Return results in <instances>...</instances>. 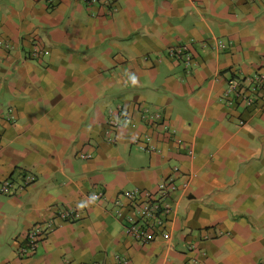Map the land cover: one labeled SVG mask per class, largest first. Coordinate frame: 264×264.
Listing matches in <instances>:
<instances>
[{"label": "crops", "instance_id": "crops-1", "mask_svg": "<svg viewBox=\"0 0 264 264\" xmlns=\"http://www.w3.org/2000/svg\"><path fill=\"white\" fill-rule=\"evenodd\" d=\"M0 40V264H264V105L225 96L264 75V0H0ZM168 177L165 225L127 235L120 194Z\"/></svg>", "mask_w": 264, "mask_h": 264}, {"label": "built area", "instance_id": "built-area-1", "mask_svg": "<svg viewBox=\"0 0 264 264\" xmlns=\"http://www.w3.org/2000/svg\"><path fill=\"white\" fill-rule=\"evenodd\" d=\"M10 40H0V49L10 50L12 48ZM216 47L218 49H224L225 44L217 40ZM186 46L183 47H173L169 49V55L175 59H180L184 57L185 65H188L190 61V55L188 52L183 53L186 50ZM44 52V47L39 41H32L31 48L26 58L29 59H38L41 57ZM229 84V90L232 91V94L229 95V90L226 92L227 103L231 106L242 105L244 107H252L256 104L258 98H261L262 104L264 105V75L256 73L251 79L250 83L244 87L237 80ZM129 115L125 111H121L120 107H116L110 111V118L107 121V126L111 129L117 128L119 126V121L129 122ZM159 119V118H158ZM161 119V118H160ZM189 154L191 151L189 150ZM85 157L84 155H80ZM174 171L178 170V167H173ZM33 182L31 176H26V184L30 185ZM11 183L9 181L2 182L0 184V192L5 193L9 191ZM177 189V184L175 179L168 177L164 179L158 185L156 192L150 191H141L139 189H133L121 193L118 199V202L123 205L131 206L135 215L128 216V224L125 226V232L127 235L132 238L140 241L147 242L151 240L155 235L153 232H149L148 228L159 227L160 229L165 225L166 221L161 217V213H169L171 210V205L168 202V199L171 195V192ZM92 197L95 199H100L103 197V192L96 191L93 192ZM72 208H61L57 211V216L61 219L70 217ZM121 212L118 213V215ZM137 217L144 218V228L142 225H139L137 222ZM41 225H33L26 232V246L22 247L20 253L23 255H31L35 252L38 242L46 234L44 228ZM52 225V224H51ZM50 230V229H49ZM48 230V231H49ZM45 231V232H44Z\"/></svg>", "mask_w": 264, "mask_h": 264}, {"label": "rangeland", "instance_id": "rangeland-1", "mask_svg": "<svg viewBox=\"0 0 264 264\" xmlns=\"http://www.w3.org/2000/svg\"><path fill=\"white\" fill-rule=\"evenodd\" d=\"M223 43H225L226 41L225 40H221Z\"/></svg>", "mask_w": 264, "mask_h": 264}]
</instances>
